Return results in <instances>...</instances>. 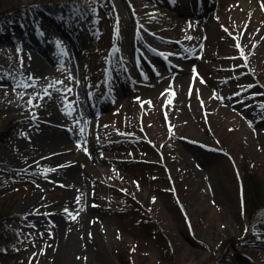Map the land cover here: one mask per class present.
Segmentation results:
<instances>
[{
    "label": "rangeland",
    "instance_id": "1",
    "mask_svg": "<svg viewBox=\"0 0 264 264\" xmlns=\"http://www.w3.org/2000/svg\"><path fill=\"white\" fill-rule=\"evenodd\" d=\"M84 3L0 0V208L22 239L0 264H162L132 201L163 264H264L228 154L264 181V0Z\"/></svg>",
    "mask_w": 264,
    "mask_h": 264
},
{
    "label": "trees",
    "instance_id": "2",
    "mask_svg": "<svg viewBox=\"0 0 264 264\" xmlns=\"http://www.w3.org/2000/svg\"><path fill=\"white\" fill-rule=\"evenodd\" d=\"M47 8V5L57 6L58 4H64L66 6L70 4H77L81 8L82 12L85 11V0H37ZM57 3V4H56ZM48 9V8H47ZM7 12V11H5ZM12 12H17L12 10ZM261 82H263L260 77ZM225 149L228 145V141L222 142ZM228 147V146H227ZM229 156H233L235 159L236 169L239 173V195L241 199L242 215L247 220L249 225H253L255 222L264 219V181L260 179L253 167L247 163L246 160L236 159L234 156V148L229 147ZM226 151V150H225ZM232 157V159H233ZM133 205L130 207L131 217L138 222L139 230L137 234L144 236L146 233L148 236L154 238V241L158 245L159 257L163 264L167 258L173 259L174 253L170 246L171 241L160 228L151 216L144 209L140 208L132 201ZM8 208H0V252H12L20 246L21 237L20 232L13 228L12 223L19 222V218L10 213ZM117 260L120 264H131L129 257L122 251L116 253Z\"/></svg>",
    "mask_w": 264,
    "mask_h": 264
},
{
    "label": "bare ground",
    "instance_id": "3",
    "mask_svg": "<svg viewBox=\"0 0 264 264\" xmlns=\"http://www.w3.org/2000/svg\"><path fill=\"white\" fill-rule=\"evenodd\" d=\"M38 27H39V24H35L33 30L31 31L32 32V36L31 37H36L38 41H41L42 39L45 40L46 36L45 34L43 33V30L40 29L41 28V25H40V28L38 30ZM7 33L4 32V35H6ZM23 36V35H22ZM34 39V38H33ZM36 41V39H34V42ZM44 43L40 42L38 45H37V48L35 49L37 51V57L36 58H32V64L31 65L32 67V70L35 73V75L37 74H41V75H48L49 71H48V67H49V64L51 63V56H49L46 52H45V49L43 47ZM48 71V72H47ZM45 110V108H43V106H40V107H37V110ZM45 136L42 135V137ZM59 140L57 142V145L58 147H63L65 148L66 147V142L62 139V137H58ZM55 141V140H54Z\"/></svg>",
    "mask_w": 264,
    "mask_h": 264
},
{
    "label": "snow or ice",
    "instance_id": "4",
    "mask_svg": "<svg viewBox=\"0 0 264 264\" xmlns=\"http://www.w3.org/2000/svg\"><path fill=\"white\" fill-rule=\"evenodd\" d=\"M69 91H71L70 89H69ZM47 94V93H46ZM143 106V105H142ZM77 200L79 201V198H77ZM65 211H67V209H65ZM73 219H75L76 217L75 216H73L72 217ZM79 259V258H78Z\"/></svg>",
    "mask_w": 264,
    "mask_h": 264
}]
</instances>
